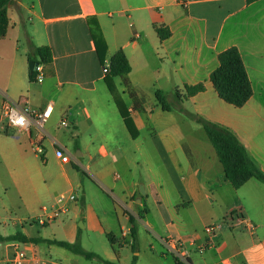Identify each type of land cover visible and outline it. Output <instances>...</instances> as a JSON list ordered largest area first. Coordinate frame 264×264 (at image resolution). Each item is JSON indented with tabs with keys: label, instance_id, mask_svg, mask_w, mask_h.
Instances as JSON below:
<instances>
[{
	"label": "crops",
	"instance_id": "crops-1",
	"mask_svg": "<svg viewBox=\"0 0 264 264\" xmlns=\"http://www.w3.org/2000/svg\"><path fill=\"white\" fill-rule=\"evenodd\" d=\"M14 1L0 40V234L66 242L80 237L84 247V232L62 216L44 225L15 216V210L34 217L43 209L50 212L59 195L82 191L83 206L72 208L70 202L67 215H83L94 250L84 248L107 261L131 264L136 255V264H178L165 246L176 239L183 242L188 264H264L263 183L250 179L234 188L204 128L175 107L163 111L155 95L162 90L176 104L177 91L184 95L185 86L205 84L204 92L184 100L185 108L231 130L264 171V0ZM159 27L170 35L162 39ZM95 35L106 44L105 63ZM30 41L52 50L41 83L31 80ZM234 47L253 92L243 106L248 112L223 101L211 82L220 55ZM120 50L131 66L129 82L143 98L142 109L136 108L123 78L113 77L137 138L109 90L111 71L103 72ZM5 98L34 110L52 103L54 111L42 131L10 130ZM63 119L69 127H61ZM35 142L44 150L45 168H51L43 180ZM57 147L71 163L60 161ZM80 174H87V183ZM127 213L136 219L135 252ZM236 214L255 231L237 226L230 219ZM212 224L218 226L215 246L199 252ZM107 234L115 236L116 245L100 242ZM19 252L24 264H104L56 245L20 242L0 245V264H19Z\"/></svg>",
	"mask_w": 264,
	"mask_h": 264
},
{
	"label": "trees",
	"instance_id": "trees-1",
	"mask_svg": "<svg viewBox=\"0 0 264 264\" xmlns=\"http://www.w3.org/2000/svg\"><path fill=\"white\" fill-rule=\"evenodd\" d=\"M252 1V0H251ZM14 0H0V40L5 37L9 25L8 11L15 6ZM161 38L164 39L169 36V32L159 27L157 28ZM95 40L98 46V54L102 63H105L106 44L102 38L95 35ZM29 61L37 64L47 65L53 61L52 50L48 46H37L32 41L29 42ZM111 75L106 78L109 90L114 95L115 102L124 119V122L133 138L139 135L138 129L128 111L127 106L116 92L113 77L120 76L123 78L125 87L127 88L134 105L138 109H142L143 98L140 99L137 92L132 88L127 75L131 72V66L125 55L120 50L111 59ZM220 67L212 74L211 82L214 88L218 91L220 98L226 103L237 108H242L250 100L253 92L251 83L244 66L241 54L237 48L226 50L220 55ZM35 71H30L31 80L34 82ZM206 90L205 84L201 83L195 86H185V94L182 95L180 91L175 94L176 105L175 108L184 113L190 120L201 125L209 139L213 144L218 158L223 165L226 179L233 185L234 188H241L250 179H256L264 184V171L259 168L256 162L249 155L246 147L242 144L239 138L228 128L211 122L203 116L187 110L184 106V100L193 97ZM156 99L163 111H171L174 107L169 104L165 93L162 90H157ZM130 223L132 225L131 234L134 239L133 251H136L137 231L136 219L130 213H127ZM110 243L116 245V238L112 234H107ZM7 242L20 243H47L64 248L74 254L80 255L87 260H97L104 264H119L113 263L103 259L95 252L86 250L78 237L75 243L50 240L43 238H29L22 232L4 236L0 234V245ZM178 264H183L178 258H175ZM138 257L135 255L131 264H136ZM190 262V260H188Z\"/></svg>",
	"mask_w": 264,
	"mask_h": 264
},
{
	"label": "built area",
	"instance_id": "built-area-1",
	"mask_svg": "<svg viewBox=\"0 0 264 264\" xmlns=\"http://www.w3.org/2000/svg\"><path fill=\"white\" fill-rule=\"evenodd\" d=\"M35 71L34 82L41 83L44 81V65L37 64L33 69ZM103 72L105 74L109 73V67L107 63L103 68ZM54 111V106L52 103H49L45 109L43 110H34L27 103H20L10 99L5 98L3 103V116L6 122L8 129L10 130H18V131H30L31 128H35L38 131H42L44 129L45 124L49 121ZM61 127L67 128L69 127V120L63 119L61 122ZM37 153H44L42 145L38 142H35L34 145ZM56 156L60 159V161L66 165L71 163V156L65 151V149L61 147H57L55 150ZM75 200L74 194H61L57 198L56 207L48 212L46 209H43L42 214L36 219L38 223L47 224L56 221L61 216L67 214L68 205L70 202ZM230 219L232 221H236L237 226H241L242 228L254 232L256 226L249 220H247L244 216L240 214L230 215ZM218 229L217 225H208L205 228V233L209 236L205 242L198 248L199 252H204L215 246V242L213 237L216 234ZM166 249L169 253H171L175 258H178L181 263L188 264V258L186 257V251L184 250L183 242L176 239H170L165 242ZM25 254L23 252H19L16 255V259H19V264H24ZM225 264H231L226 262Z\"/></svg>",
	"mask_w": 264,
	"mask_h": 264
},
{
	"label": "rangeland",
	"instance_id": "rangeland-1",
	"mask_svg": "<svg viewBox=\"0 0 264 264\" xmlns=\"http://www.w3.org/2000/svg\"><path fill=\"white\" fill-rule=\"evenodd\" d=\"M108 67H109V72L111 71V63H107ZM170 105H172L173 107H175V103L174 101H171L169 102ZM236 111H242V112H248L250 111V107L249 106H246V107H243L242 109H238ZM0 165L3 166V160L1 159L0 157ZM14 162H18V160L15 158L13 159ZM39 164H40V174H41V179L43 180L44 176L45 178H47V175H46V172L50 169L49 168H45L46 167V164H44V154L42 153L41 154V157H39ZM38 165V164H37ZM2 170L4 171L3 174H6L7 173V169L6 168H2ZM5 170H6V173H5ZM35 170V169H33ZM35 174H38V170L34 171ZM80 176L84 179L85 183H87V179H88V176L87 174H80ZM6 179H8L7 175H6ZM12 181L10 180V183ZM49 184H51L50 181H48ZM264 185V184H263ZM74 196H75V200L73 202H71L70 206L72 205V208L73 206H78V207H82L83 204H84V195H83V192L82 191H76L74 193ZM42 214V211H39L38 215L34 217V215H30V216H25L23 213H21L20 211L18 210H15V216L16 217H19L20 219H23V218H26V220L28 221L27 223H29L30 225H36V219ZM32 216V217H31ZM82 219H83V215L80 214L79 217H74L73 213H70V214H65L62 216V220H65V221H68V222H73L74 224H76L78 227H79V230L81 232H84V236H83V241H84V247L85 248H89L88 250H94V246L92 244L91 241H93V235H91L92 237L89 238L86 231L83 229V225L81 224L82 223ZM44 229H46V231L48 233H50L52 231V228H50L49 226L47 227H44ZM107 238V237H106ZM109 241V239L107 238L106 240H101L100 242H105V241ZM77 241V240H76ZM76 241L72 242V243H75ZM98 241V240H97ZM110 242V241H109ZM107 243V242H106ZM93 248V249H92ZM97 248H98V242H97Z\"/></svg>",
	"mask_w": 264,
	"mask_h": 264
},
{
	"label": "water",
	"instance_id": "water-1",
	"mask_svg": "<svg viewBox=\"0 0 264 264\" xmlns=\"http://www.w3.org/2000/svg\"><path fill=\"white\" fill-rule=\"evenodd\" d=\"M36 65H37V63L34 62V61H32V62L29 63V67H30L31 70H33ZM142 192H143V190H142Z\"/></svg>",
	"mask_w": 264,
	"mask_h": 264
}]
</instances>
